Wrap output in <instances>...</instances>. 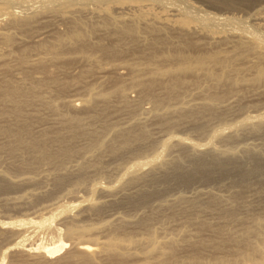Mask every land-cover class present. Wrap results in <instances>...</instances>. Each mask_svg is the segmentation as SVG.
Wrapping results in <instances>:
<instances>
[{
  "label": "rangeland",
  "instance_id": "1",
  "mask_svg": "<svg viewBox=\"0 0 264 264\" xmlns=\"http://www.w3.org/2000/svg\"><path fill=\"white\" fill-rule=\"evenodd\" d=\"M222 261L264 264V0H0V264Z\"/></svg>",
  "mask_w": 264,
  "mask_h": 264
},
{
  "label": "bare ground",
  "instance_id": "2",
  "mask_svg": "<svg viewBox=\"0 0 264 264\" xmlns=\"http://www.w3.org/2000/svg\"><path fill=\"white\" fill-rule=\"evenodd\" d=\"M30 11H31V10H30ZM24 12H25V11H24ZM26 12H27V11H26ZM215 29H216V28H215ZM211 31H212V32H216L215 30H211ZM223 31H225V30H223ZM227 32H228V31H227ZM232 32H233V31H232ZM238 33H239V32H238ZM242 41H244V40H242ZM245 41H246V40H245ZM245 41H244V43L247 45L248 43H246ZM254 43H255V42H254ZM257 43H258V42H257ZM251 45H252V44H251ZM254 45H255V44H254ZM10 93H11V92H10ZM13 95H14V94H13ZM13 95H12V96H13ZM15 95H16V94H15ZM9 96H10V95H9ZM13 97H15V96H13ZM23 130H24V129H23ZM23 130H22V131L19 130L18 133L16 134L18 137H17L16 135H15V137L18 138V140H19L20 143L26 144V143H28L29 140L27 139L28 141L26 140L25 143L23 142V141L25 140V139H23V137H22V136H24V133H22V132H24ZM5 131H6V130H5ZM11 131H12V130H11ZM6 132H7V131H6ZM6 132H5V133H6ZM11 133H12V132H11ZM21 133H22L23 135H21ZM25 133H28V132H26V130H25ZM7 134H10V133L7 132ZM13 134H15V133H13ZM18 134H19V135H18ZM25 138H26V137H25ZM33 141H34V140H33ZM30 142H31V140H30ZM34 143H35V141H34ZM28 145H29V144H28ZM34 145H36V144H33V146H34ZM30 146H32V142H31ZM34 149H35V147H34ZM34 149H33V150H34ZM196 150H197V149H196ZM256 167H257V166H256ZM256 170H257V169H256ZM249 173L251 174V173H253V172H249ZM247 233H248V232H247ZM154 246H155V245H154ZM112 247H114V246H112ZM82 249H83L85 252H92V251H93V249H92L91 247H88V246H84V247H82ZM156 250H157V249H156L155 247H153V248L151 249L150 253H154ZM58 251H59V249H58V250L56 249V250H53V251L50 252V253H51V255H55ZM254 252H255V251H254ZM114 253H115V252H114ZM116 254H117V253H116ZM249 254H250V253H249ZM251 254H252V253H251ZM251 254H250V257L252 258L253 256H251ZM151 255H153V254H151ZM200 261H201V260H200ZM196 263H197V262H196ZM198 263H199V262H198ZM229 263H230V261H229ZM221 264H228V262H226V261H222Z\"/></svg>",
  "mask_w": 264,
  "mask_h": 264
}]
</instances>
